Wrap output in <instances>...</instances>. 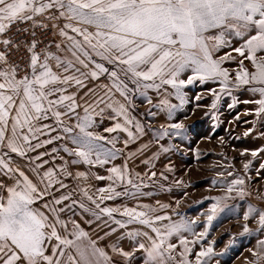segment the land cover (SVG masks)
Segmentation results:
<instances>
[{"label": "rangeland", "instance_id": "obj_1", "mask_svg": "<svg viewBox=\"0 0 264 264\" xmlns=\"http://www.w3.org/2000/svg\"><path fill=\"white\" fill-rule=\"evenodd\" d=\"M53 16L59 17L58 9L52 8L33 17L34 20L47 21L56 31L54 50L49 56L48 63L54 71L62 75L79 76L75 69L64 73L63 68H58L55 59L52 58L59 56L62 60L75 61L71 52L67 50L71 42L66 36H61L60 31L63 29L68 36L83 41L82 36L64 28V25L72 23L73 26L87 28L89 32H94L95 28L79 25L76 21H68L64 17L52 19ZM10 27L0 34V40H8V35L12 33ZM246 38L247 36L241 38L234 34L225 36L232 47L240 46ZM58 44L59 49L56 47ZM2 45L0 44V53H3V48L8 46V44L4 47ZM227 51H231V48H223L215 55L222 56ZM89 52L91 53L90 49ZM91 55L96 63L104 64L109 72L100 74L96 79L90 76L80 77L84 81L83 87H77L74 83L70 87L62 86L67 88L65 94H75L76 102L80 107L76 109V113H69L61 119L64 125L74 126L77 123L76 114L84 116V107L103 97L104 103L93 105L89 109L93 119V125L89 130L104 137L103 140L95 141V144L98 146L100 159L107 162L88 164L81 161L73 164L72 160L79 158L63 149L67 147L75 150L77 146L72 143L69 134L63 132L62 126L49 112L48 119L33 121L34 126L40 127L42 132L36 134L38 139H31V144L35 145L55 136H60L62 139L53 140L51 144L36 148L34 151H26L24 156L0 148V159L12 169V172L5 175L7 169L0 166V184L5 185L4 188H0V196L7 195V186H12L17 179L22 180L17 170L23 171L43 191L47 181L41 183V177L51 168L55 173L54 179L66 187L54 183L48 189L51 195L38 200L33 207L50 217L49 209L43 207L45 203H48L49 207L63 208L64 211L59 215L61 220L68 222V230H72L71 221L79 224L88 233L89 239L96 241L98 247L112 256V264H143L145 253L138 249V244L144 243L147 246L149 241L144 236L130 238L127 233H147L153 238L156 236L147 225L139 222L127 223L129 217L122 215L125 208L146 212L154 221L153 226L161 228L162 231L163 225L169 223H186L191 226L192 231H182L169 239L170 243L177 245L172 253L175 261H169V264H179L182 259L180 253L183 248L179 244V236H184L190 242L188 245L191 248V252L188 253L190 264H196V254L209 246L213 251L209 256L200 258L202 264H264V247L260 245V242L264 241V228H260L258 224L259 213L264 212V167H261L264 165V151H261L264 149V114L256 115L259 105L245 103V101L261 99L259 93L249 90L256 85H244L239 88L235 86V74L240 71L239 60L242 58L233 53L236 59L222 65L230 74L227 89L221 91L219 80L206 82L194 80L192 84L181 88L182 103L175 94V89L170 85L161 86L159 91L151 88L136 89V86L128 82L120 72L122 66L110 64L94 53ZM260 56H264V53H257V57ZM81 59L85 58L81 56ZM3 62L0 61V64L3 65ZM85 62L89 64L88 68L78 63L75 67L85 73L94 68L92 63L87 60ZM244 67L249 72L255 71L248 60L244 61ZM113 70L119 72L120 79L128 84L129 89H134L129 93L132 101L128 106L129 116L133 121L131 124L124 125V118L116 117L112 109L107 107L111 101L125 102L113 87V78L109 74ZM190 75H192L191 70L186 69L180 74L179 79L186 81ZM109 89H111L110 94L105 95ZM213 89L219 94L216 108L211 107L213 100H216V95L211 91ZM198 96L200 99H197ZM146 97L151 99V104L147 102ZM165 99L169 105L175 107L169 108L161 104L160 102ZM101 109H104L102 113H100ZM59 110L65 109L62 107ZM117 122L132 132L133 137L128 136V131L117 130L112 133L104 131ZM137 123L141 131L137 130ZM177 123L182 124L183 128L177 130L169 127ZM45 124L50 125L51 128L44 129ZM165 132L167 135H164ZM25 134H28L27 131ZM29 135L31 138V134ZM27 148L28 145L25 149ZM53 148L58 151L52 152ZM113 152L115 158L109 155ZM252 152H256L257 155L253 156ZM42 153L47 154L41 155ZM37 156L41 158L36 160ZM91 159L96 160L95 153ZM37 164L42 167L34 172L33 169ZM245 165L248 167L245 168ZM113 167L121 169L124 174L123 180H117L109 171ZM78 173L84 175L78 176ZM109 176L113 179H107ZM237 179H243L244 183L233 185V190L229 192L228 188L232 185V181ZM109 186L114 189V193L118 192L121 195L99 191ZM108 195H112L113 198L102 199ZM61 196L69 198L59 205H54L53 199ZM89 196L92 197L91 200ZM144 205L150 207L145 208ZM213 205L216 206V211L209 223L207 218L212 215ZM250 207L256 211L245 220L244 216ZM103 208H117L119 211L109 216L101 211ZM156 216H167L170 219L155 221ZM117 220L125 226L116 224ZM245 225L249 229L248 232L244 231ZM58 230L62 235L64 234L59 226ZM205 230L207 235L200 237L199 234ZM112 245L134 252V255L126 262L123 257L112 252ZM68 252L73 250H66L64 262L67 260Z\"/></svg>", "mask_w": 264, "mask_h": 264}, {"label": "snow or ice", "instance_id": "obj_2", "mask_svg": "<svg viewBox=\"0 0 264 264\" xmlns=\"http://www.w3.org/2000/svg\"><path fill=\"white\" fill-rule=\"evenodd\" d=\"M52 8L59 10V17L95 28L94 32H89L87 28L73 26L72 23L64 25V28L71 29L73 33L82 36L83 41L74 36H68L63 29L60 31V35L66 36L71 42L67 50L71 52L75 61L62 60L59 56L52 58L55 59L58 68H63L64 73L75 69L79 76L62 75L54 71L48 63L51 54L46 55L41 63L39 56L33 53L30 60L31 73L20 78H17L15 67L0 70V148L6 147L10 152L24 156L26 151H34L36 148L51 144L53 140L62 139L60 136H55L35 145L31 144V139H38L36 134L42 132L40 127L34 126L33 121L48 119L50 112L62 126L63 132L69 134L72 143L77 146L75 150L67 147L63 149L79 158L72 160L73 164L81 161L88 164L107 162L100 159L98 146L95 144V141L103 140L104 137L89 130L93 125L89 109L93 105L104 103L103 97L84 107V116L81 117L77 113V123L74 126L64 125L61 119L69 113H76V109L80 107L76 102L75 94H65L67 88L62 86L70 87L74 83L77 87H83L84 81L80 77L90 76L96 79L100 74L109 72L104 64L96 63L92 59L91 53L110 64L122 66L120 72L128 82L136 86V89L151 88L159 91L161 86L170 85L175 89V94L182 103L181 88L192 84L194 80L201 82L219 80L221 91L227 89L230 74L222 65L227 61L235 60L233 53H236L242 59L239 60L240 71L235 74V86L239 88L244 85H256L249 90L259 93L261 99L245 101V103L259 105L256 115L264 114V56L257 57V53H264V0H47V2L44 0H0V34H3L13 23L32 20L35 15ZM232 34L241 38L247 36V38L240 46L232 47L231 42L225 39L226 35ZM3 43L7 45L10 41L4 40ZM56 47L59 49L60 45ZM34 48L35 44L29 48V51ZM223 48H231V51L217 57L215 54ZM81 56L85 59H81ZM3 60H5L4 54L0 53V61ZM86 60L94 65V68L89 69L87 73L75 67L78 63L88 68L89 64L85 62ZM245 60L252 63L254 72H249L244 67ZM186 69H190L192 75L186 81L179 79L180 74ZM109 74L113 78V87L125 102L111 101L107 107L112 109L116 117L124 118V125L131 124L133 121L129 116L128 106L132 101L129 93L134 89L128 88V84L120 79L118 71L113 70ZM211 91L216 95V100H213L211 107L216 108L219 94L214 89ZM110 92L111 89L105 95H109ZM54 96L56 98L52 99L51 97ZM146 99L149 104L152 103L150 98L146 97ZM197 99L200 97L198 96ZM160 103L169 108L175 107L169 105L166 99ZM61 107L65 110L60 111ZM103 111L104 109H101L100 113ZM9 124L11 125L10 135L7 134ZM124 125L117 122L114 126L105 128L104 131L108 133L117 130L128 131ZM169 127L179 130L183 128V125L177 123ZM43 128L50 129L51 126L45 124ZM136 128L141 131L139 123L136 124ZM25 129L28 134H25ZM77 129L78 131H75ZM164 135H167V132ZM128 136L132 138V132L128 131ZM24 145H28V148L25 149ZM56 151L58 149H52V152ZM93 153L96 154L95 161L91 159ZM45 154L47 153L41 155ZM109 155L115 158L114 152ZM130 155L133 154L130 153ZM252 155L256 156L257 153L252 152ZM40 158L41 156L35 157L36 160ZM0 166L7 169L5 175L12 172L3 159H0ZM40 167L42 165L37 164L33 171ZM247 167L248 165H245V168ZM17 171L22 180L17 179L12 186H7V195L0 196V264H112V256L98 247L96 241L89 239L88 233L79 224L71 221L73 227L71 231L68 230V222L61 220L59 215L64 211L63 208L49 207V204L45 203L43 207L49 209L50 217L33 207L38 200L51 195L48 189L54 183H60L61 187H66L54 179L53 169L49 168L41 177V183L47 181L43 191L23 171ZM109 171L117 180L124 179V174L119 167H113ZM77 175L83 176L84 173ZM97 178L104 179V177ZM107 179L112 180L113 177L109 176ZM243 183V179L233 180L228 191L233 190V185ZM4 187L5 185L0 184V188ZM99 191L114 193L111 186ZM114 194L121 195L118 192ZM68 198V196L54 198L52 203L59 205ZM88 198L92 199L91 196ZM112 198V195L102 197V199ZM101 211L111 216L119 209L103 208ZM215 211L216 206L213 205L212 215L207 218L209 223ZM255 211L256 209L250 207L244 219L247 220ZM122 215L129 217L127 223L139 222L147 225L156 234L153 238L147 233H127L130 238L144 236L149 241L147 246L144 243L138 244V249L145 253L143 264H169V261H175L172 253L177 245L170 243L169 239L182 231H192L191 226L186 223H169L163 225L162 231L161 228L153 226L154 221L147 216L146 212H137L132 208H125ZM168 219L170 218L167 216L155 217V221ZM115 223L121 227L125 226L118 220ZM258 224L260 228H264V212L259 213ZM58 226L63 229V235L58 230ZM244 231H249L246 225ZM206 235L207 230L199 234L200 237ZM189 243L184 236H179V244L183 248L179 264H190ZM260 245L264 247V241H261ZM111 248L113 253L123 257L126 262L134 255V252L125 251L116 245H112ZM68 249H72L74 254L68 252L67 260L64 262L63 258ZM212 251V247L209 246L206 250L197 253L196 264H202L200 258L209 256Z\"/></svg>", "mask_w": 264, "mask_h": 264}, {"label": "built area", "instance_id": "obj_3", "mask_svg": "<svg viewBox=\"0 0 264 264\" xmlns=\"http://www.w3.org/2000/svg\"><path fill=\"white\" fill-rule=\"evenodd\" d=\"M10 28L12 29V33L8 35L10 43L3 48L5 57L3 64L6 69L15 67L17 77H22L31 72L30 60L33 53L39 56L42 63L45 56L53 52L56 31L47 21L34 19L13 23ZM3 41L0 40L2 47L5 46ZM33 44L35 48L29 51Z\"/></svg>", "mask_w": 264, "mask_h": 264}, {"label": "crops", "instance_id": "obj_4", "mask_svg": "<svg viewBox=\"0 0 264 264\" xmlns=\"http://www.w3.org/2000/svg\"><path fill=\"white\" fill-rule=\"evenodd\" d=\"M1 65H2V64H0V70H7L4 64L2 65V66L4 67V68L2 67L3 69L1 68ZM30 73H31V72H29L28 74H30ZM22 77H23V76H22ZM17 78H20V77L18 76ZM61 108H62V107H61ZM61 111H63V110H61ZM35 127H36V126H35ZM55 130L57 131V129H55ZM25 131H27V130H25ZM9 133L11 134V125H10V124H9V129H8V133H7V134H9ZM24 148H26V145H24ZM4 149H7V148L4 147Z\"/></svg>", "mask_w": 264, "mask_h": 264}]
</instances>
